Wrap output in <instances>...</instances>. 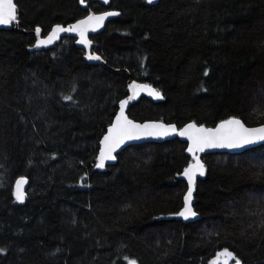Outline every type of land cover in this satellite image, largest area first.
Wrapping results in <instances>:
<instances>
[{
    "label": "trees",
    "instance_id": "trees-1",
    "mask_svg": "<svg viewBox=\"0 0 264 264\" xmlns=\"http://www.w3.org/2000/svg\"><path fill=\"white\" fill-rule=\"evenodd\" d=\"M14 2L19 30L0 29V264H214L225 252L264 264V144L202 156L192 223L180 216L186 143L132 145L97 167L130 82L163 97L132 104L137 122L264 125V0ZM113 11L90 37L106 65L73 37L30 51L37 28Z\"/></svg>",
    "mask_w": 264,
    "mask_h": 264
},
{
    "label": "snow or ice",
    "instance_id": "snow-or-ice-1",
    "mask_svg": "<svg viewBox=\"0 0 264 264\" xmlns=\"http://www.w3.org/2000/svg\"><path fill=\"white\" fill-rule=\"evenodd\" d=\"M84 0H81L83 3ZM107 2V0H105ZM149 3L152 0H148ZM118 13H108L107 15H117ZM17 19V6L14 0H0V25H9ZM105 19L104 16H90L88 20L81 21L80 24L73 26L71 29L57 28L53 34L49 36L48 41H41V44L50 42L59 32L61 31H80L81 43H86L83 39L84 31L82 26L88 25L90 21H96L102 23ZM92 30H95L93 27ZM39 34L40 29H36ZM90 59H99V57H89ZM207 75V73H205ZM135 87V86H134ZM150 95L160 98V94L154 90H148ZM127 101L121 103L120 115L117 117V122L113 125L108 135L104 137V148L100 153V162L97 167H104L105 160H113L115 157L112 153L118 148L125 140L138 139L140 135H167L170 132H175V128L164 129L163 125H137L133 124L132 121L128 120L124 115V107ZM150 129H163L162 132L151 131ZM182 136H187L192 141V145L189 147V151L195 153L196 151H203L205 147H240L242 144L252 143L255 140H264V127L257 129H248L238 119H230L219 125L215 130L197 128L194 124L188 125L183 132L179 133ZM202 176L204 175V166L197 159L194 166L189 167L185 170L184 175L188 177L189 184L194 183V176L196 172ZM25 181H17L16 199L23 202V192L21 190L22 185ZM192 196V188H189L188 195L185 197V208L180 213L185 219L189 215H195L190 207ZM221 255L234 259L231 253L225 252ZM129 264H135V261H129ZM235 264H240L239 260L235 261Z\"/></svg>",
    "mask_w": 264,
    "mask_h": 264
},
{
    "label": "water",
    "instance_id": "water-1",
    "mask_svg": "<svg viewBox=\"0 0 264 264\" xmlns=\"http://www.w3.org/2000/svg\"><path fill=\"white\" fill-rule=\"evenodd\" d=\"M99 2H101L103 5L105 6H109L110 5V0H107V2H105V0H98ZM160 0H152V2L150 4L152 5H156L159 3ZM15 3V2H14ZM84 7H86V3L85 0L82 3ZM108 13H116V12H107V13H102V14H90L88 16H86L84 19L72 24V25H68V26H63V25H55L51 31L46 35L43 36L42 31L40 30L39 34H37L36 30L34 32V35L36 37V42L34 44V46L30 49L31 52H36V51H43V50H47V49H51L54 48L57 44H59L64 38L66 37H73L75 39H77V46L86 51V56H85V61L89 64H97V65H106L105 62L102 60V58L100 56H98L97 54L93 53V44L92 41L90 39V37L92 36H97L99 34H101L105 29L107 24L117 15H107ZM90 16H104L105 19L102 21V23H97L96 21H90L88 25H84L82 26L83 29H86L84 31V35H83V39L86 40V43H81V34L80 31H61L59 32L50 42L48 43H44L41 44V41H48L49 36H51L54 32L55 29L59 28H63V29H71L73 28V26L78 25L81 23V21H86L88 20V18ZM18 20L16 19L15 21H13L11 24L9 25H0V29L3 30H10L13 27H15L16 30H19L18 27ZM93 27L95 28V30H92ZM40 29V28H39ZM89 57H99V59H90ZM135 86V87H134ZM154 90L156 92H158L156 89H154L153 87L146 85V84H140L138 82H130L128 85V92H129V96L127 99H124L120 102V108L119 111L116 115V117L113 120V123L111 124V126L108 128L107 133L104 135V137L106 135H108V131L109 129L116 124L117 122V117L120 115V111H121V103L124 101H127V104L124 107V115L127 117L128 120L132 121L133 124H137V125H163L164 129H170V128H175V132H170L167 135H163V134H159V135H140V137L138 139H130V140H125L118 148H116V150L112 153V155L115 157V159L113 160H105L104 161V167L105 166H110L116 163L117 161V155H119L123 150H125L126 148L132 146V145H138V144H143V143H163L166 141H172L175 139H178L184 143L187 144V149H186V155L190 158H192L194 161L192 162V164H190L186 169H188L191 166H194L196 164L197 159L199 160V162L201 164H203L204 166V174H205V164L202 161V156L207 155V154H242L250 149L256 148L258 146H261L264 144V140H255L252 143H247V144H242L240 147H205L203 151H196L195 153L190 152L188 149L189 147L192 145V141L188 139V137L182 136L179 133L183 132V130L185 128L188 127V125L190 124H194L197 128H204V129H212L215 130L216 128L219 127L220 124L228 121H222L219 124H217L215 127L213 128H207L205 126H199L196 125L195 123H189L186 124L185 126H183L182 128H178L176 125H171V124H166L163 122H159V121H148V122H137L134 121L132 119L129 118L128 116V110L130 108V106L136 102H138L142 97H147L150 100H153L154 102H160L163 97L160 94V98H156L153 95H150L148 90ZM232 119H238V118H232ZM230 120V119H229ZM240 120V119H238ZM241 123L244 125L245 128L248 129H257V128H262L264 127V125L262 126H258V127H247L244 122H242V120H240ZM151 131H156V132H162L163 129H150ZM104 137L101 141V149L99 152V157H98V164L100 162V153L101 150L104 148ZM185 172V171H184ZM204 177V175H200L199 172L197 171L195 176H194V183L192 185L189 184V179L187 176L184 175V180L185 182L188 184V190L184 196L183 199V209L182 211H184L185 208V197L188 195L189 192V188H192V196H191V202H190V207L192 212L195 213V215H189L187 219L184 218V216H181V219L185 222V223H192V222H196L199 219V215L195 212L194 210V204H195V199H194V195L196 192V184L197 181L202 179ZM23 180L25 181V183L22 185L21 190L23 192V201H24V196H25V191L28 185V180L27 179H19L18 181ZM16 190H17V183L15 186V195H16ZM181 211V212H182Z\"/></svg>",
    "mask_w": 264,
    "mask_h": 264
},
{
    "label": "rangeland",
    "instance_id": "rangeland-1",
    "mask_svg": "<svg viewBox=\"0 0 264 264\" xmlns=\"http://www.w3.org/2000/svg\"><path fill=\"white\" fill-rule=\"evenodd\" d=\"M222 254V253H221ZM221 254H219L216 257V260L214 261V264H229L231 258L227 257V260H224L225 256H222Z\"/></svg>",
    "mask_w": 264,
    "mask_h": 264
},
{
    "label": "flooded vegetation",
    "instance_id": "flooded-vegetation-1",
    "mask_svg": "<svg viewBox=\"0 0 264 264\" xmlns=\"http://www.w3.org/2000/svg\"><path fill=\"white\" fill-rule=\"evenodd\" d=\"M86 1V0H85ZM88 1V3L89 2H98V3H100L102 6H104V7H108V6H105V5H103L101 2H99L98 0H87ZM86 3V2H85ZM87 4V3H86ZM91 14H93V13H91ZM90 15V14H89ZM96 15H98V14H96ZM43 34V33H42ZM93 37V36H92Z\"/></svg>",
    "mask_w": 264,
    "mask_h": 264
}]
</instances>
